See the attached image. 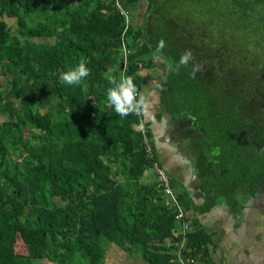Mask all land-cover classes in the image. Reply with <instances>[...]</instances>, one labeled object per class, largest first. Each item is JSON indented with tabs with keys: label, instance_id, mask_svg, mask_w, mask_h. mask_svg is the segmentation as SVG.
<instances>
[{
	"label": "trees",
	"instance_id": "1",
	"mask_svg": "<svg viewBox=\"0 0 264 264\" xmlns=\"http://www.w3.org/2000/svg\"><path fill=\"white\" fill-rule=\"evenodd\" d=\"M122 42L154 121L189 123L203 203L180 191L184 213L264 204V0H0V264H112L113 246L178 264L176 211L157 180L142 182L161 167L153 124L107 100ZM158 57L165 70L146 91L140 72ZM82 61L79 85L59 80ZM190 221L184 254L209 264L211 236Z\"/></svg>",
	"mask_w": 264,
	"mask_h": 264
},
{
	"label": "crops",
	"instance_id": "2",
	"mask_svg": "<svg viewBox=\"0 0 264 264\" xmlns=\"http://www.w3.org/2000/svg\"><path fill=\"white\" fill-rule=\"evenodd\" d=\"M159 60L162 64L163 60L161 58ZM145 89L149 91L151 87L146 85ZM145 96L142 118L144 123L153 124L150 131L153 134V143L157 146L161 167L170 176L171 181L177 183L181 192L184 190L190 195L194 205L202 204L203 196L198 200L192 193L193 189H185L190 183L195 186L199 184L195 183V180L197 181L195 169L194 176L192 175L190 158L187 163H183L176 151H172L169 130L175 133L176 127L184 126V123L173 121L172 118H166L168 121H165L163 116L159 121H154L155 113H159L160 110L158 103L154 102L156 97L154 94V97H150L149 94ZM168 139H170L168 147L163 148ZM152 180H156L154 171L147 172L142 182L148 183ZM195 213L190 212L186 216L188 215L190 219L193 216L211 236V244L207 247L209 264H264V204L250 200L236 213L223 206L204 214Z\"/></svg>",
	"mask_w": 264,
	"mask_h": 264
},
{
	"label": "clouds",
	"instance_id": "3",
	"mask_svg": "<svg viewBox=\"0 0 264 264\" xmlns=\"http://www.w3.org/2000/svg\"><path fill=\"white\" fill-rule=\"evenodd\" d=\"M191 58L192 53L188 51L181 57V63L186 64ZM90 71L91 69L82 61L78 65L61 72L59 80L67 85H79L89 76ZM109 83L111 86L107 88V100L119 115L127 116L132 111L143 109V98L139 96L131 76L123 74L119 78L113 76Z\"/></svg>",
	"mask_w": 264,
	"mask_h": 264
},
{
	"label": "built area",
	"instance_id": "4",
	"mask_svg": "<svg viewBox=\"0 0 264 264\" xmlns=\"http://www.w3.org/2000/svg\"><path fill=\"white\" fill-rule=\"evenodd\" d=\"M118 9L120 10L121 14L125 17V30H126L129 24L127 13L120 8ZM121 44H122V47H121L122 59L120 62L121 64L120 70H121V75L122 74L124 75L127 69L126 68L127 63H128L127 57L129 55V51L125 48L123 42ZM153 171L155 173L156 180L159 184V187L162 190L163 195L168 200L169 205L176 211L175 220L178 222V227L174 229L172 233L180 237V239H179L178 249L175 252V255H176L175 261L178 264H195L194 259L184 254L185 245L187 243L186 236H187L188 231L191 228V221L187 219L186 214L182 210L179 204V201H178L177 193L172 189L171 179L167 175L166 171L163 168L159 167L157 164L154 165Z\"/></svg>",
	"mask_w": 264,
	"mask_h": 264
},
{
	"label": "rangeland",
	"instance_id": "5",
	"mask_svg": "<svg viewBox=\"0 0 264 264\" xmlns=\"http://www.w3.org/2000/svg\"><path fill=\"white\" fill-rule=\"evenodd\" d=\"M146 7V6H145ZM144 5H140L139 6V13L141 14H139V16H138V18H137V21L138 22H142V17L144 16ZM147 7H146V11H147ZM136 21V22H137ZM155 61H156V59H155ZM157 62V61H156ZM158 64H157V67L156 68H154L153 70H149V69H143L141 72H140V74L145 78V80L147 81V82H145V83H147V86H151L152 85V80H154V82H155V80L157 81V79H158V77L161 75V73L160 72H164V70H165V68H164V66L161 64V62H157ZM144 83V84H145ZM147 94H151V95H149L150 97L152 96V97H154L153 96V93H147ZM168 141H169V139L165 142V144H168ZM171 142H172V140H171ZM155 146V149H157V146L156 145H154ZM163 147V146H162ZM160 160V159H159ZM148 172H151L150 170L148 171ZM147 173V172H146ZM145 173V174H146ZM176 181V180H175ZM176 183V182H175ZM176 185H177V183H176ZM180 192V187L177 185L176 186V192L177 193H179ZM183 210V209H182ZM188 218V217H187ZM189 220H190V218H188ZM15 250H16V252L17 253H21V254H24L25 252H26V249H25V247H24V245H23V243L21 242V240L20 239H18V241H17V243H16V248H15ZM109 261H110V263H112V264H145L140 258H134V257H130V256H128L126 253H124V252H122V251H120V250H118L116 247H114L113 246V248H111L110 249V255H109ZM42 264H50V263H47V262H42Z\"/></svg>",
	"mask_w": 264,
	"mask_h": 264
},
{
	"label": "flooded vegetation",
	"instance_id": "6",
	"mask_svg": "<svg viewBox=\"0 0 264 264\" xmlns=\"http://www.w3.org/2000/svg\"><path fill=\"white\" fill-rule=\"evenodd\" d=\"M164 120L168 121L166 118H164ZM166 124H168V122ZM187 125H189L188 122L184 126H180V125L177 126L175 131H174L175 133H172L171 130H169V136H171V139H172V147H173L172 151H176V154H178V156L180 157L179 160H181L183 163H187L189 161L188 145L186 144V138H185L186 136H188L189 133H188V131L184 132L181 130V128H184ZM169 141H170V139H169ZM169 143L170 142H168V144H164L163 148L168 147ZM185 189H187V190L193 189L192 193H194V195L198 197V200L201 196H203L200 184L195 186L192 183H190L189 186H187Z\"/></svg>",
	"mask_w": 264,
	"mask_h": 264
},
{
	"label": "water",
	"instance_id": "7",
	"mask_svg": "<svg viewBox=\"0 0 264 264\" xmlns=\"http://www.w3.org/2000/svg\"><path fill=\"white\" fill-rule=\"evenodd\" d=\"M163 118H171V115H167V116H163ZM191 171H192V175L194 174V168H193V166H192V168H191ZM194 176V175H193ZM195 183H197V181L195 180ZM224 208H226V209H228L225 205L223 206Z\"/></svg>",
	"mask_w": 264,
	"mask_h": 264
}]
</instances>
